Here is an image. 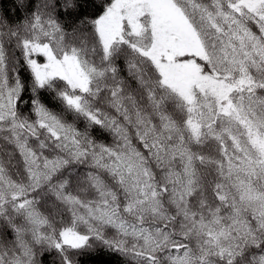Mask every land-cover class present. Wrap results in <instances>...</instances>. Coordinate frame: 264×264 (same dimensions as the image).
Listing matches in <instances>:
<instances>
[{"label": "snow or ice", "instance_id": "snow-or-ice-1", "mask_svg": "<svg viewBox=\"0 0 264 264\" xmlns=\"http://www.w3.org/2000/svg\"><path fill=\"white\" fill-rule=\"evenodd\" d=\"M12 5L0 264H264V0Z\"/></svg>", "mask_w": 264, "mask_h": 264}, {"label": "trees", "instance_id": "trees-1", "mask_svg": "<svg viewBox=\"0 0 264 264\" xmlns=\"http://www.w3.org/2000/svg\"><path fill=\"white\" fill-rule=\"evenodd\" d=\"M12 6V0H0V12H3L4 9H10ZM81 264H119V260L118 258L110 256L106 253H97L95 255L82 258Z\"/></svg>", "mask_w": 264, "mask_h": 264}]
</instances>
